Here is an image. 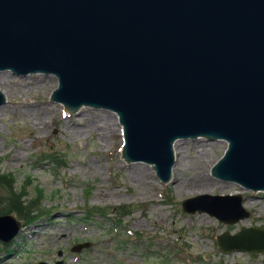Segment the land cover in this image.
Masks as SVG:
<instances>
[{"label":"water","instance_id":"1","mask_svg":"<svg viewBox=\"0 0 264 264\" xmlns=\"http://www.w3.org/2000/svg\"><path fill=\"white\" fill-rule=\"evenodd\" d=\"M4 69L55 73L51 98L69 113L85 104L117 112L122 157L150 163L164 183L175 141L205 136L228 143L215 176L264 190V0H0ZM6 97L0 88V105ZM182 205L225 223L250 215L241 193H199ZM21 227L0 214L1 240ZM217 240L264 252V226Z\"/></svg>","mask_w":264,"mask_h":264},{"label":"rangeland","instance_id":"2","mask_svg":"<svg viewBox=\"0 0 264 264\" xmlns=\"http://www.w3.org/2000/svg\"><path fill=\"white\" fill-rule=\"evenodd\" d=\"M1 74L7 101L0 105V172H13L17 187L29 197L42 195L49 214L22 226L9 242L0 239V264H264V252L225 251L217 241L227 229L264 226V190L212 173L228 145L225 139L181 138L174 176L164 183L150 163L122 157L124 138L117 112L85 104L69 113L63 102L51 98L58 85L53 72L16 74L4 69ZM88 118L101 126L100 132L75 123ZM52 149L66 154V165H52L40 155ZM135 163L145 166L144 173H132ZM204 176L209 181L197 186ZM206 192L241 193L250 215L225 223L207 211L183 208L185 198ZM121 203L138 207L125 214L117 207L107 208L105 216L88 214L91 205ZM84 241L91 243L73 249Z\"/></svg>","mask_w":264,"mask_h":264},{"label":"trees","instance_id":"3","mask_svg":"<svg viewBox=\"0 0 264 264\" xmlns=\"http://www.w3.org/2000/svg\"><path fill=\"white\" fill-rule=\"evenodd\" d=\"M57 149H52L50 152H40V155H45L43 158L50 160L56 164V166L61 167L66 165V154H61ZM47 153V154H46ZM50 154V155H49ZM58 154L60 156H58ZM51 156V157H50ZM50 157V158H49ZM61 158V159H59ZM0 187L3 188V192L0 193V214L13 213L22 221V226L28 225L31 222L36 221L37 217L41 214H49V209H46L42 203V195H37L35 197H29L22 188L17 187L15 174L13 172H0ZM170 196V195H169ZM93 206V207H92ZM99 206V207H98ZM104 206V205H103ZM102 205H91L89 210L94 213L98 212L99 215L109 213L110 209L117 207V211L121 213H131L134 209L138 207L137 203H124L116 206L107 207ZM96 209V210H95ZM105 209V210H104ZM108 212H107V211ZM106 211V212H105ZM103 215V216H105ZM203 260H208L207 257H203Z\"/></svg>","mask_w":264,"mask_h":264},{"label":"bare ground","instance_id":"4","mask_svg":"<svg viewBox=\"0 0 264 264\" xmlns=\"http://www.w3.org/2000/svg\"><path fill=\"white\" fill-rule=\"evenodd\" d=\"M5 74H1L0 75V78H2L3 76H4ZM7 79V78H6ZM20 84V83H19ZM18 87V86H17ZM15 101V100H14ZM24 102H26V101H24ZM17 103V102H16ZM24 104V103H23ZM26 105H29L30 104V102H26L25 103ZM24 104V105H25ZM32 109V108H31ZM37 110V109H36ZM50 112V111H49ZM35 116V115H34ZM89 119H91V120H89ZM90 122H91V124H90ZM67 123V122H66ZM75 123H79V124H82V125H86V126H90L91 128H93V130H96V131H98V132H100V130H101V126H99V125H97L98 123L94 120V119H92V118H88L85 122H75ZM112 124V123H111ZM66 125V124H65ZM115 125V124H114ZM75 126V125H74ZM74 128V127H73ZM111 128V127H110ZM71 129H72V127H71ZM77 129H79V127H77ZM105 129V128H104ZM87 130V129H86ZM122 131H123V127H122ZM73 132V131H72ZM108 132V131H107ZM123 133V132H122ZM100 137V136H99ZM123 138H124V141H125V136H124V133H123ZM180 139H177L176 141H175V143H174V149H175V152H176V154H177V157H178V152H179V150H180V147L178 146V141H179ZM105 141V140H104ZM106 142V141H105ZM56 151V153L55 154H57V150H55ZM202 152H205L204 150H202ZM208 152V151H207ZM206 153V152H205ZM19 154L18 153H14V159H16V160H18L19 159V156H18ZM50 155V154H49ZM58 156H60L59 154H58ZM38 157V156H37ZM51 157V156H50ZM49 157V158H50ZM59 159H61V158H59ZM45 160V159H44ZM44 160H42V161H44ZM61 161H62V159H61ZM136 161H139V160H136ZM49 162H50V160H49ZM52 163V162H51ZM148 163V162H147ZM54 164V163H53ZM56 166V165H55ZM59 166V165H58ZM175 166V165H174ZM145 166L144 165H142V164H138V163H135V164H132V168H131V171H132V173H134V174H136V175H139V174H142V173H144V171H145V168H144ZM54 168V167H53ZM56 169V168H55ZM60 169V168H59ZM54 172V171H53ZM56 175V174H55ZM64 176H66V175H64ZM174 176V175H173ZM67 178V177H66ZM209 179L210 178H208L207 176H204V178L203 179H200L201 180V182H200V180H198L199 181V183L197 184V186H203V185H206V183L209 181ZM66 180V179H65ZM179 181V183L180 184H182V180H178ZM67 182V181H66ZM88 186V185H87ZM90 186H92V185H90ZM89 187V186H88ZM260 202V200H258V201H256L255 203L256 204H258ZM248 203V202H247ZM122 204V203H121ZM124 204V203H123ZM103 206V205H102ZM105 206H107V205H105ZM84 206H82V208H83ZM93 207V206H92ZM99 207V206H98ZM104 207V206H103ZM86 208H87V206H86ZM108 208V207H107ZM109 209V208H108ZM96 210V209H95ZM105 210V209H104ZM89 211V213L88 214H100V213H98L97 211L96 212H94V213H92L90 210H88ZM107 211V210H106ZM105 211V212H106ZM108 212V211H107ZM85 213V212H84ZM118 214V213H117ZM102 216L103 215H105V213H103V214H101ZM109 215V214H108ZM115 215V214H114ZM87 216V215H86ZM119 217V216H118ZM111 219L112 218H114V217H110ZM102 219V218H101ZM100 219V220H101ZM119 220V219H118ZM106 221V220H105ZM116 221V220H115ZM113 222V221H112ZM111 222V223H112ZM104 223V222H103ZM111 225V224H110ZM17 235V234H16ZM15 235V236H16ZM14 236V237H15ZM13 237V238H14ZM12 238V239H13ZM11 239V240H12ZM3 241V240H2ZM10 241V240H9ZM9 241H3V242H9ZM218 241V240H217ZM219 243V242H218ZM220 245V244H219ZM220 247H221V245H220ZM222 248V247H221ZM223 249V248H222ZM223 250H225V249H223ZM225 251H227V250H225ZM189 260H191L192 262H193V260L192 259H189ZM204 262V261H203Z\"/></svg>","mask_w":264,"mask_h":264}]
</instances>
